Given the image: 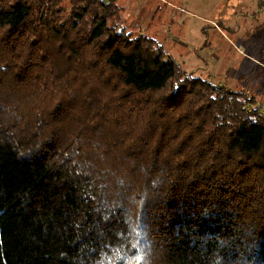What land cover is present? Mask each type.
Here are the masks:
<instances>
[{
    "label": "trees",
    "instance_id": "16d2710c",
    "mask_svg": "<svg viewBox=\"0 0 264 264\" xmlns=\"http://www.w3.org/2000/svg\"><path fill=\"white\" fill-rule=\"evenodd\" d=\"M123 8L0 0V264H264V111Z\"/></svg>",
    "mask_w": 264,
    "mask_h": 264
},
{
    "label": "rangeland",
    "instance_id": "374dc122",
    "mask_svg": "<svg viewBox=\"0 0 264 264\" xmlns=\"http://www.w3.org/2000/svg\"><path fill=\"white\" fill-rule=\"evenodd\" d=\"M117 1L130 29L163 42L185 69L245 90L264 111V0Z\"/></svg>",
    "mask_w": 264,
    "mask_h": 264
}]
</instances>
